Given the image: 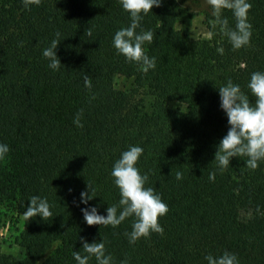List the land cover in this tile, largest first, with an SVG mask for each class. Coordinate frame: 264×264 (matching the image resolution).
Segmentation results:
<instances>
[{"label":"trees","instance_id":"trees-1","mask_svg":"<svg viewBox=\"0 0 264 264\" xmlns=\"http://www.w3.org/2000/svg\"><path fill=\"white\" fill-rule=\"evenodd\" d=\"M250 3L251 42L233 49L219 26L211 27L212 8L205 25L215 34L192 38L176 28L177 0H162L141 21L154 30L145 51L156 58L144 73L112 46L114 32L130 23L119 0H41L29 8L0 0V142L10 146L0 161V205L22 214L37 194L52 212L46 220L23 219L16 237L23 255L0 250V264H76L73 251L85 254L81 237L103 241L115 264H207L205 254L224 250L239 264H264V161L253 170L246 156L232 157L220 170L214 159L228 128L218 87L231 79L254 104L246 85L250 73L264 71V0ZM222 16L234 29L232 11ZM57 32L61 66L53 71L42 53ZM119 76L132 78V87L117 89ZM80 109L83 127H76ZM129 145L143 147L137 166L168 205L159 217L163 234L134 244L125 235L134 217L115 228L88 225L79 195L91 184L96 196L88 203L106 215L120 198L112 164ZM242 209L250 217L241 218Z\"/></svg>","mask_w":264,"mask_h":264},{"label":"clouds","instance_id":"clouds-1","mask_svg":"<svg viewBox=\"0 0 264 264\" xmlns=\"http://www.w3.org/2000/svg\"><path fill=\"white\" fill-rule=\"evenodd\" d=\"M41 0H23L25 8L32 5L39 6ZM122 9L128 13L130 23L126 27L117 29L112 37V46L126 61L139 65L140 71L147 73L156 68V58L149 56L145 51V45L151 44L154 39V30H145L141 21L154 6H160L162 0H119ZM213 9L214 20L211 27L219 29L228 38L233 49H240L251 42L252 25L248 20V11L251 8L250 0H209ZM223 9H230L235 17V28L228 27V20L222 16ZM91 30L87 35L91 36ZM215 33L208 32L210 39ZM56 39L43 50V56L48 60V67L58 71L61 61L56 54V48L60 33H56ZM222 54L223 48L218 49ZM85 86L90 88L91 83L85 77ZM246 87L255 97L254 104L250 102L248 94L241 90L239 84L231 79L218 87L219 108L227 117V131L218 142L214 159L220 170L227 168L232 157H247L244 161L250 169H256L259 162L264 161V71L250 73ZM83 109L77 111L73 118L76 127H83ZM10 152L7 143L0 142V161H3ZM144 152L140 145H129L113 162L110 176L114 185L119 190L117 203L107 206L106 215L98 211L96 205L88 203L94 196V187L88 184L86 190L80 192V203L86 205L81 208L83 219L88 225H105L117 227L128 217H134L131 231L125 232L128 242L134 244L141 237L147 238L152 233L163 234L164 228L159 223V217L168 212V205L161 195L153 187L146 186L149 179L148 173H142L137 162ZM176 179L181 180L183 174L176 172ZM209 180L215 179V173L210 172ZM71 191V190H69ZM39 217L43 220L52 216L48 199L44 196L33 194L27 199L22 216L25 221L29 218ZM83 241L85 254L73 251L72 256L76 264H89L94 257L96 264H115L110 253L106 252L103 241L91 243ZM207 264H239L238 256L234 252L224 250L220 255L214 256L207 253L204 256ZM119 264H128L127 259Z\"/></svg>","mask_w":264,"mask_h":264},{"label":"rangeland","instance_id":"rangeland-1","mask_svg":"<svg viewBox=\"0 0 264 264\" xmlns=\"http://www.w3.org/2000/svg\"><path fill=\"white\" fill-rule=\"evenodd\" d=\"M177 3L176 28L192 38H208L205 14L212 8L209 0H177ZM132 82V78L119 76L115 79L114 86L120 90H128L132 87ZM171 105L179 104L172 102ZM240 216L247 219L250 217V211L242 209ZM22 221V214H18L7 204L0 205V250L16 258L23 255V248L16 241Z\"/></svg>","mask_w":264,"mask_h":264}]
</instances>
